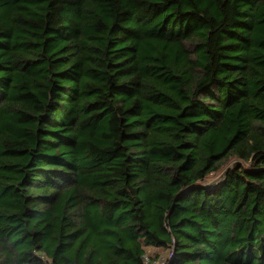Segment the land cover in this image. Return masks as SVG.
Here are the masks:
<instances>
[{
    "label": "trees",
    "instance_id": "16d2710c",
    "mask_svg": "<svg viewBox=\"0 0 264 264\" xmlns=\"http://www.w3.org/2000/svg\"><path fill=\"white\" fill-rule=\"evenodd\" d=\"M147 245L264 264V0H0V264Z\"/></svg>",
    "mask_w": 264,
    "mask_h": 264
},
{
    "label": "rangeland",
    "instance_id": "374dc122",
    "mask_svg": "<svg viewBox=\"0 0 264 264\" xmlns=\"http://www.w3.org/2000/svg\"><path fill=\"white\" fill-rule=\"evenodd\" d=\"M235 162H236L235 159L229 160L227 164L220 171L210 174L207 178L201 181V184L208 186L217 185V183H220L223 180L227 169L233 167Z\"/></svg>",
    "mask_w": 264,
    "mask_h": 264
},
{
    "label": "built area",
    "instance_id": "2783aa9c",
    "mask_svg": "<svg viewBox=\"0 0 264 264\" xmlns=\"http://www.w3.org/2000/svg\"><path fill=\"white\" fill-rule=\"evenodd\" d=\"M172 258V249H170L169 253L160 256L156 260H153L149 254H145V264H168V261Z\"/></svg>",
    "mask_w": 264,
    "mask_h": 264
},
{
    "label": "crops",
    "instance_id": "0c3cea01",
    "mask_svg": "<svg viewBox=\"0 0 264 264\" xmlns=\"http://www.w3.org/2000/svg\"><path fill=\"white\" fill-rule=\"evenodd\" d=\"M159 252V256L157 258H159L162 255H165L167 253H169V249L167 250H162L158 247H154L152 245H147L146 246V253L150 255V257H154L156 255V253ZM157 258H152L153 260H156Z\"/></svg>",
    "mask_w": 264,
    "mask_h": 264
}]
</instances>
